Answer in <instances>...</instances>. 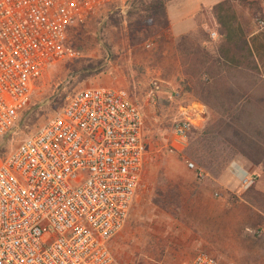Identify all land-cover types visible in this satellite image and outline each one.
Here are the masks:
<instances>
[{
    "label": "rangeland",
    "instance_id": "obj_1",
    "mask_svg": "<svg viewBox=\"0 0 264 264\" xmlns=\"http://www.w3.org/2000/svg\"><path fill=\"white\" fill-rule=\"evenodd\" d=\"M132 1L97 6L68 33L71 55L35 82L16 126L0 141V158L73 93L122 89L141 110L145 155L127 221L109 243L113 264H188L198 252L211 254L218 264H264V226L257 213L248 212L231 173L238 160L264 165V30L255 24L264 0H224V11L214 17L207 10L203 24L217 33L215 40L203 28L170 39L154 8L158 2L139 0L131 9ZM224 16L252 42L251 56L239 42L222 43L224 57L232 60L223 63L217 52L223 27L217 20ZM154 80L160 82L157 93ZM200 104L206 107L203 120H194L186 149L171 153L172 122L180 107L202 110ZM186 161L206 177L199 180Z\"/></svg>",
    "mask_w": 264,
    "mask_h": 264
},
{
    "label": "built area",
    "instance_id": "obj_2",
    "mask_svg": "<svg viewBox=\"0 0 264 264\" xmlns=\"http://www.w3.org/2000/svg\"><path fill=\"white\" fill-rule=\"evenodd\" d=\"M110 1L0 0V141L16 126L35 82L71 55L68 33ZM255 24L264 30V13ZM151 85L160 91L159 81ZM180 110L169 143L176 154L203 114L191 106ZM142 125L141 110L124 90L85 88L0 158V264H113L109 243L141 186ZM185 163L199 180L206 177ZM231 173L243 191L258 179L234 163ZM188 264L218 262L198 252Z\"/></svg>",
    "mask_w": 264,
    "mask_h": 264
},
{
    "label": "crops",
    "instance_id": "obj_3",
    "mask_svg": "<svg viewBox=\"0 0 264 264\" xmlns=\"http://www.w3.org/2000/svg\"><path fill=\"white\" fill-rule=\"evenodd\" d=\"M222 1L224 0H167L164 13L169 38L177 40L190 36L202 28L205 30L206 26L203 24L206 18L205 12ZM200 109L202 110L198 111L204 113L206 107L200 104ZM199 119L203 120V114ZM234 164L258 175L255 185L243 191L242 195L248 212L257 213V220L264 226V204L259 209H255L257 202H264V165L262 163L253 164L247 160H238Z\"/></svg>",
    "mask_w": 264,
    "mask_h": 264
},
{
    "label": "trees",
    "instance_id": "obj_4",
    "mask_svg": "<svg viewBox=\"0 0 264 264\" xmlns=\"http://www.w3.org/2000/svg\"><path fill=\"white\" fill-rule=\"evenodd\" d=\"M136 1H139V0H133L132 2H128V7H131V9L132 8L136 9V6H137ZM152 1L158 2L157 3L158 6H156L154 8H157L159 10V12L161 13V17L164 20V24H165L164 26L167 27L168 24H167V20L165 18V13H164V7H165V3L167 0H152ZM226 5H227V1H224V2H221L217 5H215L214 7H212L211 8V14L213 15V17L215 16V14H214L215 11H219V12L224 11V7ZM223 18L225 21L224 20L222 21V19H221V21L217 20V22L219 24H221V26L223 27V29H221V31H219L220 44L217 47V52L219 54V57L224 59L223 63L228 64V62L230 63V62H232V60H230L227 57L226 58L224 57V52H226V50H223L224 47H222V43L229 46V45H236L235 42H239L244 46V48L246 49L248 54H250V56H251L252 50H253L252 46H251L252 42L246 40V35L243 33L241 28H239V27L236 28L232 25V22H233L232 17L230 18L228 16H224ZM183 38H186V37H183Z\"/></svg>",
    "mask_w": 264,
    "mask_h": 264
}]
</instances>
